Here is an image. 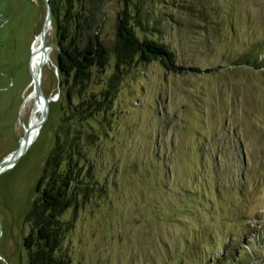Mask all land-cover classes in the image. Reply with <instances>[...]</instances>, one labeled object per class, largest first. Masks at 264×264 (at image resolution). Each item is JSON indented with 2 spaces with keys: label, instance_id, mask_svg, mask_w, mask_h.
<instances>
[{
  "label": "rangeland",
  "instance_id": "rangeland-1",
  "mask_svg": "<svg viewBox=\"0 0 264 264\" xmlns=\"http://www.w3.org/2000/svg\"><path fill=\"white\" fill-rule=\"evenodd\" d=\"M154 1L151 37L186 72L128 69L109 120L85 124L99 137L85 150L99 194L65 213L73 228L62 253L71 264H264V0ZM123 8L104 1V41L115 40ZM45 17L43 0H0V162L31 119ZM45 36L58 48L53 23ZM56 63L52 49L40 76L46 121L0 173V264L28 262L26 218L66 106ZM115 63L93 70L89 92L102 91Z\"/></svg>",
  "mask_w": 264,
  "mask_h": 264
},
{
  "label": "trees",
  "instance_id": "trees-1",
  "mask_svg": "<svg viewBox=\"0 0 264 264\" xmlns=\"http://www.w3.org/2000/svg\"><path fill=\"white\" fill-rule=\"evenodd\" d=\"M104 1L49 0L66 106L26 218L30 229L23 238L27 264H71L62 247L73 223L62 218L99 194L100 186L85 152L99 137L85 124L89 127L101 115L109 120L126 71L155 62L171 74L181 75L187 69L176 64L166 43L151 37L155 31L148 27L153 21L146 10L154 0H124V8L115 18V40L109 43L101 39ZM112 57L116 59L115 73L101 92H89L93 70L102 74Z\"/></svg>",
  "mask_w": 264,
  "mask_h": 264
},
{
  "label": "water",
  "instance_id": "water-1",
  "mask_svg": "<svg viewBox=\"0 0 264 264\" xmlns=\"http://www.w3.org/2000/svg\"><path fill=\"white\" fill-rule=\"evenodd\" d=\"M43 1L45 3L46 17H45V20L43 23L42 31L40 33V42H41V51L46 52L48 50L51 51L52 49L57 50L58 48H56L55 46L48 47L46 45V36L45 35H47L48 30L52 26V12L50 9L49 0H43ZM30 70H31V66H30ZM31 74H32V70H31ZM32 82L34 85L33 94H34L35 100L38 102L39 101L41 102V100L44 99V104H45L44 112L41 116V119L39 120V122L36 125V128L40 129L41 125L47 119L48 110H49V104H48L49 100L47 98H45V96L43 95V93L41 91V81L35 79L34 76L32 75ZM31 116H32V114H31ZM30 135H31V129H30V125H29L28 128L25 129V133H24V136L21 140V144H20V147L18 148V150L16 152H14L13 154H11L8 159L0 162V173L4 169L14 165V163L17 161V159L27 150V148L29 147V145L32 142L30 139ZM0 235H1V225H0Z\"/></svg>",
  "mask_w": 264,
  "mask_h": 264
},
{
  "label": "bare ground",
  "instance_id": "bare-ground-1",
  "mask_svg": "<svg viewBox=\"0 0 264 264\" xmlns=\"http://www.w3.org/2000/svg\"><path fill=\"white\" fill-rule=\"evenodd\" d=\"M32 49H33V57H32V62H31L32 72H33L32 75L34 76L35 79L40 81V76H41L43 67L49 62H51V51L49 50L46 52L41 51V42L39 41V39L37 40V42L35 43ZM28 105L33 106L32 116H30L31 119L28 124V126L30 125V129H31L30 139L33 143L37 135L39 134V128H36V125L41 119V116L45 109L44 99H42L41 102L40 101L38 102L35 100L34 95L30 94L25 103V106H28Z\"/></svg>",
  "mask_w": 264,
  "mask_h": 264
}]
</instances>
